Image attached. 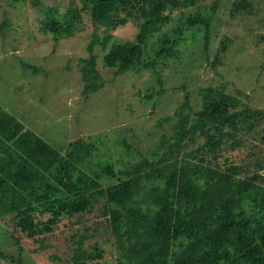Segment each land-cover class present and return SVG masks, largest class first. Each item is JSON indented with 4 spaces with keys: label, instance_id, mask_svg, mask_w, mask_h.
I'll use <instances>...</instances> for the list:
<instances>
[{
    "label": "trees",
    "instance_id": "1",
    "mask_svg": "<svg viewBox=\"0 0 264 264\" xmlns=\"http://www.w3.org/2000/svg\"><path fill=\"white\" fill-rule=\"evenodd\" d=\"M206 1L76 0L63 11L43 0L7 4L37 9L42 15L39 31L53 42L81 31L85 17L94 24L88 55L79 58L85 99L106 83L96 67L94 45L105 46L110 30L134 21L139 27L135 39L112 43L104 66L113 68L114 76L129 70L155 72L160 87L152 83L146 93L137 92L151 100L164 92L157 67L177 59L181 46L192 43L198 33L203 34V54L209 57L213 17L200 11ZM219 1L212 0V12ZM232 6L242 14L251 11L252 0H234ZM195 7V12L185 11ZM175 12H180L177 19ZM171 23L175 25L163 31ZM10 27L17 25L4 17L0 31ZM229 41H220L213 67L222 63ZM17 58L20 66L39 72ZM198 95L200 107L194 110L185 90L181 105L158 120L159 126L168 123L171 132L161 135L150 155L142 154L122 168L115 167L119 157L100 153L109 145L104 133L77 137L63 151L62 143H54L0 106V222L12 226L18 253L22 239L39 251L51 246L48 240L58 231L69 236L70 254L63 259L51 252L48 257L68 264H264V165L255 161L257 168L250 170L229 159L220 161L223 151L238 147L236 137L244 124L264 121V110L239 109V99L223 85L201 86ZM122 143L128 151L133 148L126 139ZM94 210L112 246H106L109 241L104 246L97 241L86 244L88 228L71 229ZM7 260L22 264L21 258L0 249L1 263Z\"/></svg>",
    "mask_w": 264,
    "mask_h": 264
},
{
    "label": "rangeland",
    "instance_id": "2",
    "mask_svg": "<svg viewBox=\"0 0 264 264\" xmlns=\"http://www.w3.org/2000/svg\"><path fill=\"white\" fill-rule=\"evenodd\" d=\"M7 1L0 0V23L8 17L17 28L0 31V106L32 129L44 133L54 143H62L63 151L71 140L100 132L109 141L100 153L111 154L112 159L119 157L116 168L127 166L139 160L142 154L150 155L161 135L171 132L168 123L161 126L157 123L181 105L185 90L190 93L194 110L200 107L198 89L201 86L223 85L226 92L239 99V109L264 110V0H252L251 11L242 14L232 11L234 0H220L213 12L210 10L212 0L203 3L200 11L213 17L209 57L203 54V34L198 33L192 43L181 46L177 59L164 61L157 67L164 92L161 97L151 100H144L137 92L146 93L152 83L155 89L160 87L155 72L150 69L139 73L129 70L114 76V69L104 66L103 57L112 43L135 39L139 27L134 21L129 20L110 30L111 38L105 46L101 42L94 45L96 67L106 83L100 91L85 99L81 94L83 82L79 58L88 55L87 46L95 30L94 24L85 17L81 31L53 42L39 31L42 15L37 9L29 4L14 9ZM43 1L58 5L63 11L66 5L76 0ZM196 10L198 7L185 11ZM179 14L175 12L173 18L177 19ZM173 25H167L163 31ZM103 29L97 31L100 41L104 37ZM161 32L149 40H155ZM225 37L230 39L228 49L222 63L213 67L214 54ZM18 56L36 66L39 72L20 66ZM183 85L186 89L182 88ZM255 121V124H244L236 137L239 140L237 148L223 151L222 164L229 159L228 162L250 170L257 168L255 161L264 165V121ZM123 139L132 144L130 151L122 143ZM98 214L94 210L80 217V223L71 224V229L79 228L82 232V228L87 227L89 239L86 244L97 241L104 246V242L109 241L106 246H112L113 239L105 232ZM11 230L12 226L0 222V249L9 256L21 258L22 264H68L48 257L51 252L59 253L63 259L70 254L71 240L66 233L57 231L56 238L48 240L51 246L39 251L34 250L28 240L22 239L23 250L18 253ZM0 264L18 263L7 260L5 263L0 261Z\"/></svg>",
    "mask_w": 264,
    "mask_h": 264
}]
</instances>
